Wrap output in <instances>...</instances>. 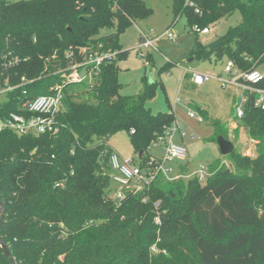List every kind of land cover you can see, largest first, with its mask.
<instances>
[{
	"label": "trees",
	"instance_id": "obj_1",
	"mask_svg": "<svg viewBox=\"0 0 264 264\" xmlns=\"http://www.w3.org/2000/svg\"><path fill=\"white\" fill-rule=\"evenodd\" d=\"M172 2L174 18L183 16L191 30L239 12L240 23L224 37L203 46L195 35L189 54L198 61H230L240 73L258 71L264 0ZM150 15L142 0H0V56L20 59L7 73L16 75L14 81L32 80L27 98L47 95L60 83L52 72L65 66L68 52L92 46L114 53L92 85L63 88L57 133L0 132V238L15 264H264V111L254 107V94L245 93L232 138L246 133L255 155L234 149L227 157L235 171L216 159L203 182L158 172L119 201L109 195L110 137L126 132L135 163L151 172V160L161 159L148 149L165 142L175 119L146 106L156 83L137 95L120 94L118 63L128 56L120 34ZM103 29L112 30L101 35ZM2 73L0 67V79ZM255 86L264 88V75ZM23 99L19 90L11 93L0 116L16 113ZM213 127L214 139H229L227 124ZM0 264H10L1 248Z\"/></svg>",
	"mask_w": 264,
	"mask_h": 264
},
{
	"label": "rangeland",
	"instance_id": "obj_2",
	"mask_svg": "<svg viewBox=\"0 0 264 264\" xmlns=\"http://www.w3.org/2000/svg\"><path fill=\"white\" fill-rule=\"evenodd\" d=\"M150 9L151 15L146 19H135L120 34L124 37L126 48L129 52L127 62H120L121 72L119 83L121 95H137L145 84L156 83L155 95L147 100L146 106L156 115L158 113H173L174 123L171 124V143L180 145L186 149V158L183 160L164 161L166 142L160 141L148 149V154L162 160L164 171H172L167 174L169 178L184 168L182 179L187 181L193 178L200 167L207 166L214 159H221L230 167L228 157L219 154L216 139H214L213 124H230L237 121L236 107L244 97L243 91L230 84H223L227 80L235 79V75L226 74L224 68L226 61H217L212 57L210 60L198 61L189 56V51L195 44L196 36L203 46L210 44L220 37H224L230 28L237 26L241 17L239 12H234L228 17L219 19L209 24V35H201L203 28L187 27L185 18H174L172 13V0H142ZM114 25L117 24L114 22ZM112 29H103L101 35L109 33ZM115 30V29H114ZM170 33L174 39L170 40L166 34ZM140 34L153 40L152 47L148 50L139 51ZM196 35V36H195ZM119 42L123 41V39ZM122 43V42H121ZM153 60L151 59V55ZM141 55H148L150 61H146ZM148 65L145 66V63ZM171 63L170 74L159 70L166 64ZM184 69H190L195 74L207 75L210 80L200 87L193 86L191 79L184 76ZM258 72L264 75V62L258 67ZM170 83L168 92L162 90L161 84ZM168 97V98H167ZM169 100V101H168ZM170 103V105H169ZM197 107L206 112V116L200 115ZM192 113L194 116L190 117ZM201 122H198V119ZM236 124V123H235ZM229 141L232 142L235 151H241L244 156L254 157L255 151L248 140L246 133L240 132L237 141H234L232 126H228ZM106 146L120 158H132L134 156L129 136L126 132H118L110 137ZM136 157V155H135ZM109 195L115 198L116 191L120 188L108 183Z\"/></svg>",
	"mask_w": 264,
	"mask_h": 264
},
{
	"label": "built area",
	"instance_id": "obj_3",
	"mask_svg": "<svg viewBox=\"0 0 264 264\" xmlns=\"http://www.w3.org/2000/svg\"><path fill=\"white\" fill-rule=\"evenodd\" d=\"M201 35H208V28L201 30ZM139 51L142 49L148 50L152 47L153 40L140 34ZM167 38L173 40L172 34L167 33ZM114 57V53L102 52L92 46L80 48L77 52L70 51L65 54V66L57 64L52 75L60 77V83H56L49 88L47 95L34 98H27L25 88L32 83V80L22 76L16 81L13 79L16 75L7 73L20 63L18 57L8 55L0 56V67L3 71L0 79V104L8 100V96L19 90L23 100H19L18 111L9 113L5 116H0V132L9 131L19 136H38L43 134H55L58 132L57 123L55 121L56 114L60 111L63 99V88L66 85L87 84L92 85L95 78L100 72L102 64L106 60ZM145 59L146 55H141ZM148 62L145 63V66ZM226 74L235 75V79L227 80L223 84L230 83L240 88L244 97L240 104L236 107V118L243 116V105L246 102L245 93L254 94V107L264 111V88H258L255 85L263 80V75L258 71L248 73H240L232 62H227L224 68ZM192 82L195 85L201 86L210 80L207 75L192 74ZM19 99V98H18ZM190 117L194 115L189 114ZM201 122V119H198ZM171 131V130H170ZM170 131L166 134L164 161L183 160L186 158V149L180 145H175L169 141L171 139ZM162 160L152 159L149 163L152 164L151 172L142 170L135 163L133 158H120L114 153L109 156V167L111 170L110 180L117 185L120 190L116 191L113 200L119 201L123 198L125 190L139 191L143 186L150 182L154 176L161 172L165 176L171 171H164L162 168ZM200 182H203L208 176L207 168L200 167L196 173ZM152 251H155L152 248Z\"/></svg>",
	"mask_w": 264,
	"mask_h": 264
},
{
	"label": "crops",
	"instance_id": "obj_4",
	"mask_svg": "<svg viewBox=\"0 0 264 264\" xmlns=\"http://www.w3.org/2000/svg\"><path fill=\"white\" fill-rule=\"evenodd\" d=\"M209 35V34H208ZM124 37L125 36H123L122 38H120V40L121 39H123V41H120V44L122 45V47H123V49L124 50H127V48H126V43H125V41H124ZM122 42V43H121ZM193 47V46H192ZM192 49V48H191ZM191 49H190V51H191ZM190 51H189V53H190ZM151 55V59L153 60V56H152V54H150ZM129 52H128V56H127V58H126V60H124L122 63H124V62H127L128 61V58H129ZM189 56H190V54H189ZM194 59L192 58L190 61H193ZM120 62L118 63V67H119V73H118V81H119V74H120V72H121V69H120ZM125 64V63H124ZM172 66L173 65H171V63L170 64H168L167 65V70L166 71H164V72H166L167 74H170V72H171V70H172ZM163 72H159V75L160 74H162ZM192 74H193V71L192 70H190V69H184V76L185 77H189L190 79L192 78ZM169 82L167 83H163V84H161V86H162V90H163V92H165V93H167L168 92V87H169ZM191 84L193 85V86H197V87H200V86H198V85H195L193 82H192V79H191ZM202 86V85H201ZM170 88V87H169ZM168 98V97H167ZM169 101V100H168ZM169 105H170V103H169ZM228 126H232V128H234L235 129V127H236V124L235 123H230V124H227V127ZM109 148V147H108ZM109 150L111 151V153H114L110 148H109ZM115 154V153H114ZM214 160H216V159H214ZM213 160V161H214ZM184 171H185V169L184 168H181L180 169V172L178 173V174H176V175H174V177H171V178H169L168 176H166L168 179H179V178H182L183 177V174H184ZM171 173H172V171H171Z\"/></svg>",
	"mask_w": 264,
	"mask_h": 264
},
{
	"label": "water",
	"instance_id": "obj_5",
	"mask_svg": "<svg viewBox=\"0 0 264 264\" xmlns=\"http://www.w3.org/2000/svg\"><path fill=\"white\" fill-rule=\"evenodd\" d=\"M216 144L218 147L219 154L223 157L229 156L234 151V147H233L232 142H230L229 140H227L221 136L217 137ZM141 155H142V152L139 153L138 158ZM1 220H2V208H1V203H0V224H1ZM0 248L3 252V255L7 258L9 263L15 264L13 259L9 255L6 244L1 240V238H0Z\"/></svg>",
	"mask_w": 264,
	"mask_h": 264
}]
</instances>
